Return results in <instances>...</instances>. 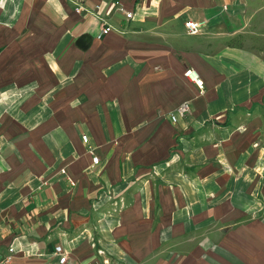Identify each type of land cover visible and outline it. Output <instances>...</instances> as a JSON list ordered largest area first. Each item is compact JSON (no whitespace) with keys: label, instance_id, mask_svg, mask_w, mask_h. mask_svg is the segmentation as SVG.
I'll return each instance as SVG.
<instances>
[{"label":"crops","instance_id":"1","mask_svg":"<svg viewBox=\"0 0 264 264\" xmlns=\"http://www.w3.org/2000/svg\"><path fill=\"white\" fill-rule=\"evenodd\" d=\"M57 246L264 264V0H0V258Z\"/></svg>","mask_w":264,"mask_h":264},{"label":"built area","instance_id":"2","mask_svg":"<svg viewBox=\"0 0 264 264\" xmlns=\"http://www.w3.org/2000/svg\"><path fill=\"white\" fill-rule=\"evenodd\" d=\"M76 10L78 11L79 9H76ZM131 16L132 15L129 13L126 14V18H131ZM205 27H206V22H194V21L188 20L184 23L186 34L189 36H196V35L201 34ZM111 30L112 28L109 25H103L98 33V38L99 39L102 38L103 36L108 34ZM184 76L188 78L189 81H191L198 88L200 92L203 91V81L200 79V77L195 71L191 69L186 70L184 72ZM189 110L190 108H189L188 102H184L180 104L176 108L174 114H171L170 116L171 121L176 122L177 118L184 117L189 112ZM81 139H82V142L86 145L87 152L92 156L93 165H96L98 163V158L94 155L93 147L89 145L88 137L86 135H83ZM62 173H64V171ZM8 251H9V255H6L0 258V264H12L11 253H13L14 250L13 248H10ZM53 255L57 258L58 264L67 263V255L63 252L61 246H57L55 248Z\"/></svg>","mask_w":264,"mask_h":264},{"label":"rangeland","instance_id":"3","mask_svg":"<svg viewBox=\"0 0 264 264\" xmlns=\"http://www.w3.org/2000/svg\"><path fill=\"white\" fill-rule=\"evenodd\" d=\"M64 171V173H62ZM62 175L66 174L65 169H62L60 172Z\"/></svg>","mask_w":264,"mask_h":264}]
</instances>
